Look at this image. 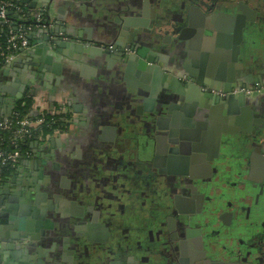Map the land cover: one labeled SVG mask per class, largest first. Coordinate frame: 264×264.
Listing matches in <instances>:
<instances>
[{"label":"flooded vegetation","instance_id":"obj_1","mask_svg":"<svg viewBox=\"0 0 264 264\" xmlns=\"http://www.w3.org/2000/svg\"><path fill=\"white\" fill-rule=\"evenodd\" d=\"M229 1L126 0L127 9L129 4L135 6L138 33L130 31L122 47L91 41L111 53H118L123 65L125 57L135 49L156 53L153 58L157 60V49L167 53L172 48L169 52L171 64L168 69L159 65L165 79L158 81L159 92L152 113H146L147 119L138 125L140 129L134 139L136 152L127 141L122 155L126 156V161H121L123 165L118 173L108 169L102 184L96 181L95 171L74 169L69 158L42 149V140L31 152L32 157L40 151L42 157L41 160L35 157L32 170L25 174L16 167L13 171L9 179L13 186L2 201L0 209L5 212L0 215V222L6 221L11 228L14 223L21 224L24 233L39 235L41 230L45 233L42 237L39 235V243L33 248L22 250L23 254L27 252L25 264L37 258L44 263L60 261L61 264H105L113 258H117L119 264H264V191L260 192L256 186L259 183L264 187V174L258 175V172L262 174L264 165L259 168L256 156L251 158L252 153L264 157L257 133L249 131L248 139L238 146L237 154L229 161L217 157V133L214 136L213 127L203 121L210 119V105L216 106V102L208 100L209 108H195L192 123H179L176 118H171L177 106L168 89L173 85V79L183 86L182 97H191L186 85L192 83L202 94L216 98L227 95L221 89L218 91L223 94L217 95L215 85H197L183 69L188 65L183 59L184 48L192 43L190 49L197 52L189 60L195 72L188 69L194 73L195 80L201 76L200 82L204 81L207 71L212 68L217 71V62H221L217 57V46L204 49L202 41L197 39L198 28L185 41L179 40L178 36L183 28H187L186 21L190 17L194 25L199 21L196 14L190 13L192 7L210 15ZM181 20H184L183 24ZM215 23L209 24L210 31L204 28V35H217ZM155 32L158 37H154ZM168 36L180 44L174 45ZM235 85L234 90L248 89L250 93L261 90L255 86L237 85L236 77ZM170 103L173 108L168 111ZM198 103L200 105V97ZM158 116L170 120L168 124L160 123V127L166 126V129L155 126ZM200 124H206V127L199 128ZM181 129L189 132L188 136L193 139L197 136L198 140L190 141V147L179 148L181 153L171 157L169 150L177 146L169 140L177 139ZM253 142L256 146L251 145ZM257 147L259 152L254 153ZM132 157L137 165L130 161ZM26 193L43 197L36 205L39 212L44 208L43 216L37 213L32 217V211L27 216L20 215L21 204L13 199ZM100 193L106 198L102 204ZM249 197L252 198L250 202ZM61 200L81 206L82 213L77 209L72 210L75 215L69 213L66 211L69 206ZM47 201H50L49 205ZM100 208L104 213H100ZM45 220L51 221L52 228H44ZM24 245L21 241L20 247L24 248Z\"/></svg>","mask_w":264,"mask_h":264},{"label":"crops","instance_id":"obj_2","mask_svg":"<svg viewBox=\"0 0 264 264\" xmlns=\"http://www.w3.org/2000/svg\"><path fill=\"white\" fill-rule=\"evenodd\" d=\"M125 1L28 0L25 6H29L31 10H44L50 22L48 30L51 34H55V30L58 29V35H61L63 40L71 39L74 43L72 47L62 49L61 53L50 51L55 63L59 65L57 73L53 74L52 68L48 67L41 73L35 74L33 72L38 66L39 56L35 49L44 43L38 31L47 29L28 24L26 30L31 53L18 56L8 67L6 75L2 74L3 69L0 71V88L9 86L15 79H19L18 91L23 92L22 99L26 96H40L49 108H57L61 101L66 102L71 117L70 123L66 124L67 128L64 131L51 133L48 140L41 141L42 149L69 158L70 166L74 169L83 168L97 172L94 173V177L99 184L107 178L105 176L108 169L117 173L120 171L123 165L121 161H126V156L122 155L127 148V141L136 152L134 139L138 136L136 135L140 129L138 125L148 116L146 112L141 111L140 114L138 111L142 97L137 91H144L140 85L149 86L150 79L141 81V73L137 68L125 72L124 65L119 62L118 54H111L113 61L108 62L103 54L91 53L80 46L82 43L84 45L94 41L122 47L130 31L132 34L138 33L136 29L139 25L134 17L135 6L129 4L127 9ZM221 9L229 15V17H221L217 23V34L221 38V44L225 46L222 50L229 53L233 47L239 49L240 61L236 66V83L261 89L259 92L255 90L246 95L244 104L236 105V110L231 114H227L226 105L212 104L210 108L209 105L207 106L211 111L210 119L203 121L213 127L214 136L217 133V157L230 161L232 156L237 154L238 146L248 139L247 133L251 130L257 133L259 146L264 151V0H230ZM240 15L243 19L237 17H241ZM62 30L64 32H60ZM158 35V32H155L154 37ZM167 39L173 41L174 45L180 44L172 36H168ZM157 50L158 65L162 68L166 66L168 69L171 64L169 52H172V48L168 50L169 54ZM183 59H186L187 67L195 72V67L186 52ZM164 61L169 63L166 65ZM47 73L50 74L46 75ZM175 85L168 87L172 100L177 104L175 115L171 118H176L179 123L185 121L192 123L191 119L196 114L195 108L205 105H199L197 96L195 98L183 96L179 101V96L174 94ZM0 97L9 98L11 95L0 90ZM245 107L249 109V114L241 112ZM251 145L256 146L254 142ZM37 153L23 159L17 169L25 174L31 171L32 163L42 159L40 151ZM130 161L137 165L134 157ZM263 174L264 172L262 174L258 172L261 177ZM9 179L8 182L0 183V192L4 193L12 189L13 183L10 184ZM256 186L260 192L264 191L263 185L257 183ZM105 199L100 193V204ZM247 200L250 202L252 198L249 197ZM99 211L104 213L102 208ZM21 233L24 232L21 230ZM38 239L37 233H24L20 241H9L11 249H6V244L1 242L0 251L3 253H0V264L20 262L25 264L22 261L24 257L22 250L33 248L34 246L30 244L39 243ZM21 241L25 245L28 243L23 249L20 247ZM105 264H119V262L117 258H113Z\"/></svg>","mask_w":264,"mask_h":264},{"label":"water","instance_id":"obj_3","mask_svg":"<svg viewBox=\"0 0 264 264\" xmlns=\"http://www.w3.org/2000/svg\"><path fill=\"white\" fill-rule=\"evenodd\" d=\"M21 4L25 5L28 0H18ZM28 9L29 6H26ZM194 13L197 15V17L199 18V21L197 22L196 25H194L191 17L189 18V21L187 20V28H183L180 31V35L178 36L179 40L185 41V39H187L188 37L191 38V36L193 34H195L196 32V28H198L197 30V39L202 41L203 47L204 49H212L211 45H216L217 46V56H219V59L221 62H217V71H215L213 68L212 70L209 69L205 75V79L204 81H201V79H203L201 76L198 77V79H194L195 75L193 72L189 71L187 66H183L184 71L187 73L188 77H190L197 85H202L203 83L206 85H215V87L218 89H221L222 92H225L227 95L219 98L217 96L216 97H212L211 94H202L199 87L196 85H193L194 83L190 84V85H186V88L188 89V91L191 92V97H196L199 99L200 97V104L205 105V107L208 106V100L213 101V103H217V105L219 106H224L226 105L227 107V114H231L234 113L233 112V108L236 105H240V104H244L245 99H246V95L244 93H234L233 90L236 89V85H235V69L237 64L239 63L240 59H239V49L236 47H233V49L228 53L225 52L224 50H222V48H224L225 46H223V44H221L220 41V36L217 34L215 35L214 33H212L209 36L204 35V28H206L208 31L212 30L210 28V25L214 24V22L216 21L215 24L218 23L219 19L221 17H229V15H227L225 12L222 11V9H218V11L216 13H212V14H208L206 12H200L197 8L192 7V9L190 10V13ZM8 15H12L11 13H8ZM13 16L17 19L18 22L23 23V24H35V25H40L44 28H46V31H43L42 29L39 32V34H41L42 39L44 41L43 44L39 45L36 47L35 52H37L39 54V56L37 57L38 60V66H34L35 70L33 73L37 74V73H41L43 70H46L48 67H51V72L57 73L56 70L59 68V65L55 63L54 61V57L52 54H50V51H54L55 53H61V50L64 48H69L70 46L72 47V43H74L73 40L71 39H66L63 40L61 37L51 34V32L48 30V25H49V21H44V22H40L37 23L35 22V20L29 19V20H22L21 17L17 14H13ZM241 16V15H240ZM240 19H243V17H239ZM184 21V20H183ZM183 21L181 20V24H183ZM200 23V24H199ZM206 23V24H205ZM193 24V25H192ZM210 24V25H209ZM243 25V24H242ZM195 30H194V28ZM192 28V29H191ZM58 29L55 30V34H58ZM60 32H64L63 30ZM132 32V31H131ZM192 34V35H191ZM196 36V35H195ZM215 37V38H214ZM92 44V46H91ZM205 44V45H204ZM74 45V44H73ZM81 48L87 49L89 50L91 53L94 54H99V55H104V59L108 62H110L111 60L113 61L112 55L111 54H118V53H111L108 49H106L105 47H101L100 44L98 43H91V41H89L88 43H86L85 45H80ZM130 46L128 45L127 48H129ZM192 48V43L190 45L186 44L184 50L186 52V55L190 58L191 55L196 54L197 51H194ZM227 49V47H226ZM145 52L148 53L145 54ZM25 54H30L31 53V49H30V43H29V49L27 51L24 52ZM215 54H216V50H215ZM225 54V55H224ZM154 55L156 56V53L153 52H148L146 49H135L134 53H131L129 55H127L125 57V64H124V68H125V72L131 71L134 67H136L138 69V71H140L141 73V81H147L148 78L150 79V84L149 86H144V85H140V87L144 90V91H137V94L140 95L142 97V102H141V106L138 107V111L141 114V111L146 112V113H152L153 109H154V105L156 102V97L157 94L159 92V86L160 84H158L159 79L163 78L165 79V75H163V70L161 69V67L157 64V60H155L153 57ZM226 56V57H225ZM123 62V63H124ZM10 65L7 66V68L3 69L2 74L6 75L8 73V67ZM227 70V71H226ZM1 71V70H0ZM226 73V74H225ZM50 73H47L46 75H48ZM33 80V79H32ZM19 79H15V81L9 85V86H1L0 90L4 93H8L11 95V97L9 98H2L0 97V104H2V106L0 107V119L4 118V117H9V115L11 114L14 106L22 99V93L21 91H18L19 88ZM177 81L175 79H173V84H176ZM224 86H228L229 88H225ZM184 90H183V86H181L179 83H177L176 89L174 90V93L179 96V100H182V94H183ZM189 93V92H188ZM204 103V104H203ZM173 108L172 103L169 104L167 110H171ZM217 109V108H216ZM242 113H246L248 112L249 114V109L247 107L242 108L241 109ZM169 119L166 118H162L160 116L156 117L155 119V126L162 129H166L167 127H160V123L164 122L166 124L169 123ZM199 128H204L205 125L204 124H200L198 125ZM189 132L185 131L184 129H181L179 131V135L177 137V139L174 140H169V143L171 144H175L177 146V148H171L169 150V153L172 154V156L176 155L177 153H181L180 149L183 147H190V141H197V136L196 138H191L189 137L187 134ZM193 133V132H192ZM198 134V132H196V135ZM36 143H34V145H36ZM180 148V149H179ZM259 152V148H255L254 149V153H258ZM253 156H256L255 158H257L258 162H259V168H261V166L263 167L264 163L261 164V162H264V157H260L257 156L255 154L252 153L251 158H253ZM250 158V159H251ZM178 160V159H177ZM181 160V159H180ZM262 172H264V168L262 170ZM37 189V188H36ZM38 191V189H37ZM10 194L9 191L8 192H0V208L2 205V201L5 199V195ZM39 198L37 195L31 194V193H26L23 194V197L19 196V198L16 200V198H14L13 200L19 202L20 208H19V213L20 215H24L27 216L30 214V212L32 211V217H35L37 213H41V216L44 215V208H42L40 210V212L37 210L36 205H38L39 202ZM40 199H43L40 198ZM61 202H64L67 206H69V209L66 210L69 213H72L73 215H75L74 211L77 209V212L82 213L83 208L81 206H78L76 203L68 201V200H61ZM60 202V203H61ZM47 204H50V201H47ZM74 210V211H72ZM4 210L0 209V215L4 214ZM0 243H5V248L6 249H11L12 246L11 244H9L10 240H16V241H20L22 236L24 235V233H21V224H15L14 223V227L11 228L10 226H8L6 224V221L2 220L0 222ZM44 228L45 229H50L52 228V223L49 220H45L44 221ZM23 229H27L26 227H24ZM39 235L40 237L44 236L45 233L44 231H39ZM35 246V245H33ZM23 249V248H22ZM0 253L2 254L3 251H0ZM26 254L27 252L24 251V257L22 261L26 260ZM19 264H23V263H19ZM29 264H61V262L59 261H54L51 263H44V261H42V259H38L36 261L30 262Z\"/></svg>","mask_w":264,"mask_h":264},{"label":"built area","instance_id":"obj_4","mask_svg":"<svg viewBox=\"0 0 264 264\" xmlns=\"http://www.w3.org/2000/svg\"><path fill=\"white\" fill-rule=\"evenodd\" d=\"M8 13H11L12 15H8ZM13 14L19 15L22 20H29L33 18L37 23L48 20V16L45 14L43 9H28L18 0H0V26L3 25L6 27L4 44L0 46V63L5 66L10 65L18 56L24 54V52L29 49V41L26 30V25L28 24L18 22ZM49 25L48 27H50ZM0 32H2V29H0ZM233 92L249 94L250 90L241 89L234 90ZM220 94L223 93L217 90V95ZM14 108L9 117L0 119V134L5 131L13 130L14 137L11 141H9V143L14 147L16 146V140H21L22 138L30 135L32 131L37 130L41 132L42 127L47 124L46 119L53 122L54 116L59 115L61 116L60 121L62 123L67 124L71 121L69 108L64 101H61L57 108H49L40 96L32 97L31 111L34 112V116L32 118L21 117L11 120L12 116L15 114ZM57 131L64 130L56 128L52 131V133H56ZM50 137L51 133L46 135L41 133L38 139L39 141H46ZM30 157V151L21 153L19 150L5 151L4 149H0V183L7 181L13 174H10L8 178H2L4 168L10 167L15 170L23 159Z\"/></svg>","mask_w":264,"mask_h":264},{"label":"trees","instance_id":"obj_5","mask_svg":"<svg viewBox=\"0 0 264 264\" xmlns=\"http://www.w3.org/2000/svg\"><path fill=\"white\" fill-rule=\"evenodd\" d=\"M17 1V0H15ZM2 32H0V46L4 44L5 38V26H0ZM7 66L0 63V69H5ZM31 104H32V97L26 96L22 100H20L14 108V115L12 116L11 120L18 119L21 117H30L34 116L33 112L31 111ZM59 115L54 116V121L51 122L49 119H46V125H44L40 131L34 130L30 133V135L22 138L21 140H16V146H12L9 141L13 139V130L5 131L0 134V149H4L5 151H12V150H19L21 153L26 151H33L34 143L39 142L38 137L42 133L43 135L52 133V131L56 128L60 130H65L67 128L66 123H62L60 121ZM14 169L7 167L3 169L2 178H8L10 174H12Z\"/></svg>","mask_w":264,"mask_h":264}]
</instances>
